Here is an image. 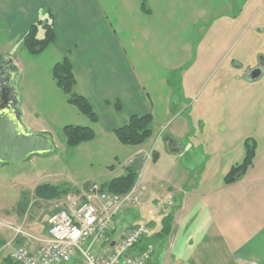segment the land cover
<instances>
[{"label":"crops","instance_id":"0c3cea01","mask_svg":"<svg viewBox=\"0 0 264 264\" xmlns=\"http://www.w3.org/2000/svg\"><path fill=\"white\" fill-rule=\"evenodd\" d=\"M245 4L146 0L144 7L143 0H0V65L9 61L18 70L22 123L29 132L60 133L65 166L72 173L71 181L65 175L68 184L33 183L27 198L35 201L0 214L4 244L14 241L33 250L39 238L47 237L59 198H38V186L102 188L133 167L137 182L142 179L131 191L139 199L137 207L125 208L121 233L115 236L114 224L113 242L99 243L94 255L108 254L145 212L153 218L151 237L168 263L173 258V264H264V51L239 43L232 50L236 58L227 57L224 67L216 68L237 40L231 34L247 24L250 6ZM49 12L55 40L33 55L24 38ZM255 45L264 48V40ZM66 58L76 92L98 116L95 123L68 102L54 79L55 65ZM244 59L255 66L245 67ZM257 68L262 73L252 79ZM134 115H152V136L139 146L123 145L113 131ZM69 125L90 127L96 138L70 148L64 135ZM248 139L256 142L253 166L226 184L227 174L245 158ZM169 197L174 207L165 212L156 207ZM4 221L23 225L28 234ZM164 227L169 233L158 240ZM2 248L0 264H6L15 249ZM77 256L82 263L72 264H84L82 254L73 259Z\"/></svg>","mask_w":264,"mask_h":264},{"label":"built area","instance_id":"2783aa9c","mask_svg":"<svg viewBox=\"0 0 264 264\" xmlns=\"http://www.w3.org/2000/svg\"><path fill=\"white\" fill-rule=\"evenodd\" d=\"M138 200L133 192L116 195L92 185L82 199H69L66 206L50 216L47 237L36 239L37 248L18 247L11 253V259L17 264H65L80 252L84 264H153L155 245L146 243L140 248L152 236L147 223L123 231L108 254L93 253L96 244L113 242L110 237L115 218L129 203L137 204ZM173 206L171 197L156 203L163 212ZM17 233L24 234L20 229Z\"/></svg>","mask_w":264,"mask_h":264},{"label":"rangeland","instance_id":"374dc122","mask_svg":"<svg viewBox=\"0 0 264 264\" xmlns=\"http://www.w3.org/2000/svg\"><path fill=\"white\" fill-rule=\"evenodd\" d=\"M246 3V6L248 7V13L246 15L250 14L248 17L247 24L244 26H241L240 29L237 30V33L234 32L231 34V36L236 37V42L231 48V51L223 58L220 62L217 64V69H221L224 67L227 57H230V60L232 58H236L233 56L232 50L234 47L239 46V43L241 45L246 42V45L250 43L251 50H260L264 51L263 47L258 46L256 48V41L259 43L264 40V0H244ZM222 29V28H221ZM216 30L214 33L215 35L221 31ZM43 37V35H41ZM260 47V48H259ZM3 61L1 62L2 65ZM241 63L245 64V67L255 66V62L251 60V62L247 59L241 60ZM257 64V63H256ZM0 65V67H1ZM200 95V94H199ZM263 97L261 98V101L264 102V92ZM259 100V98H257ZM46 135V134H45ZM49 138L53 139V150L50 153L44 154V155H33L27 158L24 162L20 164H11V163H5L0 166V214H5L3 211L5 210H12L13 212H17L18 210L24 207H26L27 202L29 201L27 198L28 194V188L30 185H32L35 182L44 181V183H55L54 181H59L57 183L59 184H68L67 179L69 178L71 181V171L67 169L65 166V156H64V145H63V138L62 135L58 132H54L52 135L47 134ZM184 144H187L188 141H184ZM195 145L198 147V142H195ZM52 177H48V175H53ZM68 178H66V176ZM47 177V178H46ZM50 179V180H49ZM142 182V179L137 182V184L140 185ZM136 184V185H137ZM88 191V189L85 190H79L76 188L70 189L68 192L69 194H66L59 198L58 201L54 203V205L57 207L55 208L58 211V209L62 208L63 206H66L68 204L67 202L71 198H83L85 196V193ZM25 193V195H23ZM35 201V198H31L29 201L32 203ZM58 205V206H57ZM131 207L132 209H135L137 206L134 204H128L127 208ZM174 207V206H173ZM154 210L159 211L156 207H154ZM53 212L50 213V215ZM121 219V216H118L115 220V236L119 235L121 233V228L119 221ZM153 221V218L149 216V213L140 212L139 217L136 218L135 222L132 226L141 225L143 223L151 224ZM6 226L8 227H15L16 229H20L22 233L28 234L27 228H25L23 225L22 227H17L13 223H9L7 221H4ZM130 223V222H129ZM129 225V224H128ZM21 226V225H20ZM152 234L154 235V226H151ZM27 229V230H26ZM17 234V233H16ZM21 234V233H19ZM22 234V235H24ZM156 239H154L155 241ZM5 240L3 237H0V248H2L3 245H6V247L13 249H16L18 247H24L27 248L26 245L20 244L17 246V244L14 243V241H9L8 243L4 244ZM8 244H10L8 246ZM155 245V257L153 260V264H173V258L172 261L169 260L167 255H161L160 249L158 248L157 242L155 241L153 243ZM168 244V243H167ZM170 244V243H169ZM99 244H96L95 249L98 248ZM4 249V247L2 248ZM86 249V248H84ZM78 260L82 263L83 259L81 256H77V258L73 259L72 261L65 263V264H72L73 261Z\"/></svg>","mask_w":264,"mask_h":264},{"label":"trees","instance_id":"16d2710c","mask_svg":"<svg viewBox=\"0 0 264 264\" xmlns=\"http://www.w3.org/2000/svg\"><path fill=\"white\" fill-rule=\"evenodd\" d=\"M144 7L146 0H143ZM40 31L44 32L43 37H39ZM55 40L54 31V15L49 12L42 17L36 24L32 25L29 32L24 38L25 49L33 54L38 55L45 51ZM54 79L57 85L67 95L68 102L75 106L82 114H84L92 122L98 121V116L94 111L89 100L78 94L75 90L76 78L73 72V67L69 59L57 63L54 67ZM152 115L139 116L134 115L130 118L129 122L113 132L121 144L127 146H139L145 143L152 136ZM64 135L67 140V145L70 148L79 146L80 144L91 142L96 138V133L90 127H81L69 125L64 128ZM256 156V142L253 140H246L245 142V158L242 163L233 166L230 172L225 177V183L231 184L240 180L245 173L253 166ZM138 180V173L133 167L126 169L125 175L120 178L114 179L108 185L103 186V191L116 194L126 195L130 193ZM89 185H85L88 189ZM72 188H60L59 186L44 184L36 189V196L44 200H53L69 194ZM169 233V229H164L158 234L164 240ZM156 237H150L143 241L140 248L144 247L146 243H154ZM6 264H17L11 258L6 259Z\"/></svg>","mask_w":264,"mask_h":264},{"label":"water","instance_id":"95a60500","mask_svg":"<svg viewBox=\"0 0 264 264\" xmlns=\"http://www.w3.org/2000/svg\"><path fill=\"white\" fill-rule=\"evenodd\" d=\"M6 67L9 68L5 70ZM261 73L257 68L251 78H259ZM17 79V68L4 61L0 67V166L20 164L30 156L44 155L53 150V142L48 136L29 132L23 125Z\"/></svg>","mask_w":264,"mask_h":264},{"label":"flooded vegetation","instance_id":"af4514ba","mask_svg":"<svg viewBox=\"0 0 264 264\" xmlns=\"http://www.w3.org/2000/svg\"><path fill=\"white\" fill-rule=\"evenodd\" d=\"M9 67H6L5 70H7ZM11 69V68H10Z\"/></svg>","mask_w":264,"mask_h":264}]
</instances>
